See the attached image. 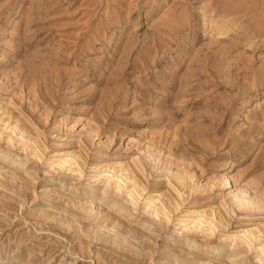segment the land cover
Returning <instances> with one entry per match:
<instances>
[{
  "label": "rangeland",
  "instance_id": "1",
  "mask_svg": "<svg viewBox=\"0 0 264 264\" xmlns=\"http://www.w3.org/2000/svg\"><path fill=\"white\" fill-rule=\"evenodd\" d=\"M0 264H264V0H0Z\"/></svg>",
  "mask_w": 264,
  "mask_h": 264
}]
</instances>
